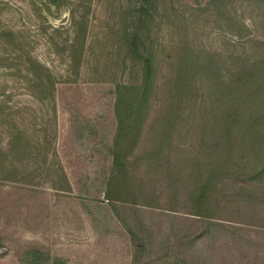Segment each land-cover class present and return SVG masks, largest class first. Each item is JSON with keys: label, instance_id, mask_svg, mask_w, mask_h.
Returning <instances> with one entry per match:
<instances>
[{"label": "rangeland", "instance_id": "obj_1", "mask_svg": "<svg viewBox=\"0 0 264 264\" xmlns=\"http://www.w3.org/2000/svg\"><path fill=\"white\" fill-rule=\"evenodd\" d=\"M46 1L0 0V264H264V0Z\"/></svg>", "mask_w": 264, "mask_h": 264}, {"label": "trees", "instance_id": "obj_2", "mask_svg": "<svg viewBox=\"0 0 264 264\" xmlns=\"http://www.w3.org/2000/svg\"><path fill=\"white\" fill-rule=\"evenodd\" d=\"M60 4H61V0H47L45 2V6L46 7H48L50 5L59 6ZM1 32L4 33V34H2L3 36L9 35V36L13 37L12 35H13L14 31L9 29V30H5V31H1ZM149 70H150L149 64L147 63V65L145 67V71L148 72ZM253 88L254 89H258V86H253ZM127 90H129V89L124 87V86L118 88V91H120V92L122 91V93L127 91ZM122 93H121V95H118V98H117V101H116V103H117L116 104L117 105L116 106V111H117V107H118V109H121V107L126 106V100L124 98L121 99V97L123 96ZM237 94L238 93L233 92V95L236 96L237 98L232 99L231 105L235 104V102L236 103L242 102L240 97H238ZM227 119H228V121H232V122H230V125H228V129L226 131L223 132V130H222V134L223 135H227V133L232 132V130L235 128V126L238 125V124H234V123H236V122L239 123L240 122L239 121L240 119L236 116V114L234 112H233V114L229 115ZM248 129L250 131V127L249 126H248ZM114 158L117 159V155L115 153H114ZM208 188H209V185L203 184V185H201L198 188V190H196L197 191L196 192L197 195H199L198 201H199L200 206H203V205L206 206V203H204L202 201V199L205 198V196H206V192L205 191ZM199 204H198V206H199ZM168 215H172V214H168ZM191 215H192L191 217H201L202 219L201 218H199V219L198 218L197 219L193 218L194 220H187V221H193L191 223H196V224L204 223V225H205L204 228L205 229H203V231L201 233H199V235H193L191 237H189L187 234L182 235L181 238L183 240L187 241V245H193L192 242H196V240L201 238L202 236H203L202 240H204L205 238H206V240L207 239L208 240H212L213 237L218 235V232H215V231H221L223 233L229 234L228 237L231 238L232 240H237L238 239L237 237H235L237 235L235 234L234 231L239 230V229L236 228L235 226L223 224L222 222H219L217 220H213L212 218H214V217H211V216H208V215H202L201 212H196V213H193ZM166 217L172 218V216H166ZM202 221H204V222H202ZM165 240L168 242V236H165ZM238 241H239V243H241L242 239H238ZM242 245H244V244H242ZM143 246L140 249L141 252L144 251V247ZM167 248H168V246H167ZM239 256H240V258H241L240 260L242 262H246V264H251L249 256L247 257V255L245 254L244 250H242L241 253H239Z\"/></svg>", "mask_w": 264, "mask_h": 264}]
</instances>
